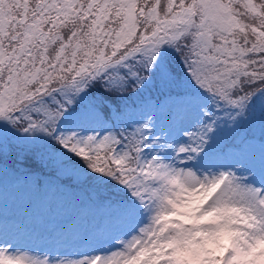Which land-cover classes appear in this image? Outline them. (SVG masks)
Returning a JSON list of instances; mask_svg holds the SVG:
<instances>
[{
	"label": "snow or ice",
	"instance_id": "snow-or-ice-1",
	"mask_svg": "<svg viewBox=\"0 0 264 264\" xmlns=\"http://www.w3.org/2000/svg\"><path fill=\"white\" fill-rule=\"evenodd\" d=\"M0 264H264V0H0Z\"/></svg>",
	"mask_w": 264,
	"mask_h": 264
},
{
	"label": "rangeland",
	"instance_id": "rangeland-1",
	"mask_svg": "<svg viewBox=\"0 0 264 264\" xmlns=\"http://www.w3.org/2000/svg\"><path fill=\"white\" fill-rule=\"evenodd\" d=\"M82 248L79 245H65L63 246V248L61 249V251L66 252V253H70L71 257L70 258H77L76 254L78 253V251H81Z\"/></svg>",
	"mask_w": 264,
	"mask_h": 264
},
{
	"label": "trees",
	"instance_id": "trees-1",
	"mask_svg": "<svg viewBox=\"0 0 264 264\" xmlns=\"http://www.w3.org/2000/svg\"><path fill=\"white\" fill-rule=\"evenodd\" d=\"M141 2H142V0H141ZM253 2L254 3H259V0H253Z\"/></svg>",
	"mask_w": 264,
	"mask_h": 264
}]
</instances>
